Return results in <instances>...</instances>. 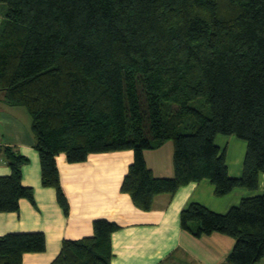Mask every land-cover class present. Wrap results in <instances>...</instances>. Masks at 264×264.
Segmentation results:
<instances>
[{
  "label": "trees",
  "instance_id": "1",
  "mask_svg": "<svg viewBox=\"0 0 264 264\" xmlns=\"http://www.w3.org/2000/svg\"><path fill=\"white\" fill-rule=\"evenodd\" d=\"M0 94L27 109L42 183L62 191L56 157L133 151L121 191L149 211L156 196L209 180L219 197L256 191L264 175V0H0ZM199 99L210 114L193 106ZM219 136L247 142L241 177L229 176ZM174 145L173 178H157L145 151ZM0 213L19 211L34 192L22 184L28 158L3 147ZM181 227L196 237L235 240L225 264L264 257V191L227 213L191 203ZM94 235L65 240L55 264H111L120 226L93 223ZM46 249L41 232L0 237V264H23Z\"/></svg>",
  "mask_w": 264,
  "mask_h": 264
},
{
  "label": "crops",
  "instance_id": "2",
  "mask_svg": "<svg viewBox=\"0 0 264 264\" xmlns=\"http://www.w3.org/2000/svg\"><path fill=\"white\" fill-rule=\"evenodd\" d=\"M4 6H0V27ZM220 137V136H219ZM226 149L229 176L241 177L244 166L231 171ZM229 136L227 139H232ZM225 142V140H223ZM222 143V142H220ZM9 147L28 158L22 167V184L33 189V200L21 199L16 213H0V237L10 233L41 232L46 249L26 253L23 264H55L65 240H80L94 235L93 223L106 219L121 228L112 236L111 264H225L235 240L221 233L196 237L181 227V213L191 203H200L210 210L225 214L239 206L243 199L262 194L264 175L259 188L251 191L236 188L219 197L209 180L190 183L175 194L155 197L149 211L139 209L129 194L121 191L134 152L117 151L92 154L85 162L69 163L65 154L56 157L62 191L68 209L59 203L57 191L42 183L39 152L32 131V118L25 107L12 106L0 94V176H9L11 169L1 150ZM147 167L157 178H173L174 145H163L145 151ZM257 264H264V257Z\"/></svg>",
  "mask_w": 264,
  "mask_h": 264
},
{
  "label": "rangeland",
  "instance_id": "3",
  "mask_svg": "<svg viewBox=\"0 0 264 264\" xmlns=\"http://www.w3.org/2000/svg\"><path fill=\"white\" fill-rule=\"evenodd\" d=\"M194 107H197L201 110L206 111L210 114V109L204 106V100L199 99L193 103ZM229 136H220L219 138H226V139H219V144L223 145L224 147H228V159L231 164V171L239 169L241 166H244L245 156L247 152V142L244 140L239 139L236 136H232V139H227ZM225 140V142H223ZM222 142V143H220ZM241 167V169H242Z\"/></svg>",
  "mask_w": 264,
  "mask_h": 264
}]
</instances>
